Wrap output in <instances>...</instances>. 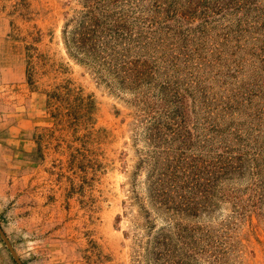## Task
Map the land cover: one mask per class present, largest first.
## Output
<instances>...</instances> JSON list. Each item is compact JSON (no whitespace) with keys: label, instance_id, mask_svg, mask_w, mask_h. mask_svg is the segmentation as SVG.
<instances>
[{"label":"rangeland","instance_id":"1","mask_svg":"<svg viewBox=\"0 0 264 264\" xmlns=\"http://www.w3.org/2000/svg\"><path fill=\"white\" fill-rule=\"evenodd\" d=\"M0 227L23 264H264V0H0Z\"/></svg>","mask_w":264,"mask_h":264},{"label":"trees","instance_id":"2","mask_svg":"<svg viewBox=\"0 0 264 264\" xmlns=\"http://www.w3.org/2000/svg\"><path fill=\"white\" fill-rule=\"evenodd\" d=\"M96 5H93V9L86 12L85 18L77 26L76 31L72 32L71 38L72 45L79 50H83L84 54L86 53L88 55L91 53H89L90 50L87 49V45L90 49L93 45H102L103 37L111 32L110 29H107L108 24L103 8L99 6V9H96ZM117 29L118 27L116 26L114 34L118 32Z\"/></svg>","mask_w":264,"mask_h":264},{"label":"water","instance_id":"3","mask_svg":"<svg viewBox=\"0 0 264 264\" xmlns=\"http://www.w3.org/2000/svg\"><path fill=\"white\" fill-rule=\"evenodd\" d=\"M0 236H1L2 240L4 241L6 247L9 249L12 257L15 260V262L17 264H23L22 261L19 259L18 255L16 254V252L13 250L12 244L10 243L8 238L6 237L5 233L2 231L1 227H0Z\"/></svg>","mask_w":264,"mask_h":264},{"label":"crops","instance_id":"4","mask_svg":"<svg viewBox=\"0 0 264 264\" xmlns=\"http://www.w3.org/2000/svg\"><path fill=\"white\" fill-rule=\"evenodd\" d=\"M16 134H17V133H16ZM25 141H26V139H20V141H19V145L17 146V148H21V149H23L24 151H22L21 149H20V150H21L22 152H24V153L28 152V149H29V148L24 149V147L22 146V144H23ZM18 151H19V150H18ZM19 153H20V151H19ZM24 153H23V154H24Z\"/></svg>","mask_w":264,"mask_h":264}]
</instances>
